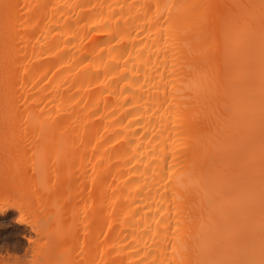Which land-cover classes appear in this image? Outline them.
<instances>
[{"label":"bare ground","instance_id":"6f19581e","mask_svg":"<svg viewBox=\"0 0 264 264\" xmlns=\"http://www.w3.org/2000/svg\"><path fill=\"white\" fill-rule=\"evenodd\" d=\"M260 3L0 0V203L8 200L0 217L14 211L27 230L24 251L1 264L207 258L215 195L205 178H248L247 141L235 134L250 111L259 181V41L253 52L251 35ZM5 4L14 5L7 21ZM29 146L50 155L14 163ZM43 188L45 198L65 197V209L61 198L41 210L48 200L34 195ZM235 195L225 185L224 239L243 243L253 225L233 208ZM258 219L257 209V233Z\"/></svg>","mask_w":264,"mask_h":264},{"label":"snow or ice","instance_id":"6c2138e0","mask_svg":"<svg viewBox=\"0 0 264 264\" xmlns=\"http://www.w3.org/2000/svg\"><path fill=\"white\" fill-rule=\"evenodd\" d=\"M6 21L11 19L10 10L14 5L5 4ZM252 7H256L253 5ZM261 9L260 29L258 37L255 33L251 35L254 42L259 41V181L251 171L253 167L252 157L256 151L257 123L255 111H250L245 117V124L235 134V139L244 138L247 143L243 158L248 162V178L242 183H233L226 176L208 175L205 178V186L209 193H214L215 199L209 196L208 208V232L203 238L202 247L207 253V258L199 264H264V0L259 5ZM7 41V35H6ZM257 91L255 83L251 85L249 101L255 104ZM225 185L232 188L237 195L230 197L234 209H242L245 218L253 225L243 243H230L224 239L226 221L230 219V213L225 207L224 189ZM6 199L0 205L7 202ZM258 209V233L255 227ZM3 209L0 208V211ZM23 220V217H21ZM34 230L39 224L33 225ZM257 252L259 258L257 259Z\"/></svg>","mask_w":264,"mask_h":264},{"label":"rangeland","instance_id":"374dc122","mask_svg":"<svg viewBox=\"0 0 264 264\" xmlns=\"http://www.w3.org/2000/svg\"><path fill=\"white\" fill-rule=\"evenodd\" d=\"M3 139V138H2ZM3 145H5V144H3ZM11 145H13V144H11ZM10 145V146H11ZM30 147V146H29ZM31 148V147H30ZM29 148V149H30ZM34 148L35 147H33V148H31L30 149V151H26V153H16L15 154V156L13 155V162L14 163H23V164H25V159H27V158H29V156H31V155H33V156H36L37 157V155L38 156H40V155H42V156H47V155H50V150L48 149V148H40V149H38V148H36V150H34ZM33 149V150H32ZM43 149H45V150H43ZM37 154V155H36ZM28 160V159H27ZM61 166V165H60ZM56 167H57V169H58V166L56 165ZM40 188V187H39ZM76 188V187H75ZM36 189V188H35ZM70 189L71 188H69V191L68 192H70ZM39 191H37V194H36V192H35V190H33V194L35 193L36 195H34L35 197H37V195H38V198L40 199V201H44V200H48L47 202H44V204L42 205L41 204V202H39L38 204L40 205V206H38V205H36L37 204V202H36V200H39V199H35V197L33 196L31 199H33L34 201H33V205L35 206V208H37V209H39L38 207H40V208H42L41 207V205L43 206V208L41 209V210H47L49 207H50V209L49 210H53V208H55L54 206H56L57 204V202H59L60 200L59 199H63V198H65V197H63L62 195L64 194V192H63V194L61 195L62 197H59L58 196V198L56 197V199L53 197V194H51V193H49V195L48 194H46V198H45V196H43L42 194H40V193H42V192H45L46 190H45V188H43V189H41V190H44V191H41L40 189H38ZM74 191H76V190H74ZM0 193H2V191L0 192ZM13 193V192H12ZM14 194V193H13ZM16 194H18V193H15V200H17L16 199ZM44 194V193H43ZM66 194V193H65ZM74 194H75V192H74ZM40 195H42L43 197H44V200H42L41 199V197H40ZM12 196H14V195H12ZM18 198H20V196L18 197ZM21 198H23V197H21ZM49 198H51V200L49 199ZM71 198V197H70ZM68 199V198H67ZM67 199H65V200H67ZM23 200H26V199H20L19 201H23ZM64 201V199L63 200H61L60 201V203H59V205L58 206H61L62 208H63V205L64 206H66L65 205V203H67V205H68V202H63ZM18 202V201H17ZM31 202V201H30ZM34 202L36 203V204H34ZM20 203H22V202H20ZM20 203H18V204H20ZM81 204H83V203H81ZM20 205H23V204H20ZM36 209V210H37ZM56 209V208H55ZM54 209V210H55ZM63 209H65V208H63ZM45 210V211H46ZM53 210V211H54ZM47 212H49V211H47ZM47 212H45V213H47ZM37 213H40L41 215H42V212H39V211H37ZM51 213H53V212H51ZM39 214V216H41ZM49 219V218H48ZM50 220L51 219H49V222H50ZM24 228V229H23ZM26 228L24 227V226H21V225H18V224H16V213L14 212V211H12V212H10L7 216H5L4 218H1L0 217V256L1 257H3V256H5V257H8V256H10V257H14L13 255H17V256H19L20 254H21V252H23L24 251V249H25V247H26V245H27V239H26ZM25 233V234H24ZM24 236V237H23ZM8 255V256H7ZM0 264H1V262H0Z\"/></svg>","mask_w":264,"mask_h":264}]
</instances>
